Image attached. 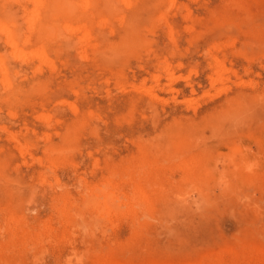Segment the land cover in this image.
<instances>
[{
    "label": "rangeland",
    "instance_id": "374dc122",
    "mask_svg": "<svg viewBox=\"0 0 264 264\" xmlns=\"http://www.w3.org/2000/svg\"><path fill=\"white\" fill-rule=\"evenodd\" d=\"M40 1L0 0V264H264V0Z\"/></svg>",
    "mask_w": 264,
    "mask_h": 264
},
{
    "label": "bare ground",
    "instance_id": "6f19581e",
    "mask_svg": "<svg viewBox=\"0 0 264 264\" xmlns=\"http://www.w3.org/2000/svg\"><path fill=\"white\" fill-rule=\"evenodd\" d=\"M34 1H35V8L33 9V13L34 14H32V16L35 19V16L37 14V10H38L39 6L41 5V1L40 0H34ZM55 6L56 5H53V8ZM53 8H50V9L52 10ZM8 38H9V42L14 46L15 42H14L13 37L12 36H9ZM222 77H223V74L221 73V71H218V80H222ZM134 189L138 193V195L140 196V198L142 196H144L143 187L139 186V187H136ZM118 190L119 189L114 188V186H112V185H106L101 192H97L95 190V188L89 187L87 189V193L89 194L88 196L91 199V200L90 199L89 200H90V203H91V205H92L93 208H99V209L101 208L102 210H105V211H111L112 208H113V203L115 201H117V200L119 201V195H118V192H117ZM120 194H123V192L122 193L120 192ZM121 197H126V195L121 196ZM129 198H131V197H129ZM129 198H127L128 201L131 200ZM123 201L124 200L122 199V203H123ZM124 203H127V202L125 201ZM64 208H65V210H69L66 205H65ZM106 264H121V263H114V262H110L109 263V262H107Z\"/></svg>",
    "mask_w": 264,
    "mask_h": 264
}]
</instances>
